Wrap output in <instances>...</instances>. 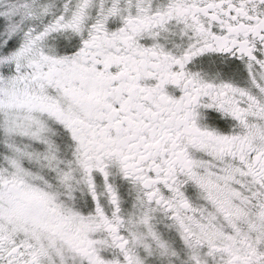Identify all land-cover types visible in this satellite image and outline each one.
I'll list each match as a JSON object with an SVG mask.
<instances>
[{
  "label": "snow or ice",
  "instance_id": "snow-or-ice-1",
  "mask_svg": "<svg viewBox=\"0 0 264 264\" xmlns=\"http://www.w3.org/2000/svg\"><path fill=\"white\" fill-rule=\"evenodd\" d=\"M0 264H264V0H0Z\"/></svg>",
  "mask_w": 264,
  "mask_h": 264
}]
</instances>
